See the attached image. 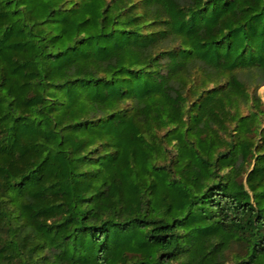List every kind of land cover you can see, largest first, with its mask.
<instances>
[{"label":"trees","instance_id":"obj_1","mask_svg":"<svg viewBox=\"0 0 264 264\" xmlns=\"http://www.w3.org/2000/svg\"><path fill=\"white\" fill-rule=\"evenodd\" d=\"M264 0H0V264H264Z\"/></svg>","mask_w":264,"mask_h":264},{"label":"rangeland","instance_id":"obj_2","mask_svg":"<svg viewBox=\"0 0 264 264\" xmlns=\"http://www.w3.org/2000/svg\"><path fill=\"white\" fill-rule=\"evenodd\" d=\"M259 94L264 102V86L259 90Z\"/></svg>","mask_w":264,"mask_h":264}]
</instances>
